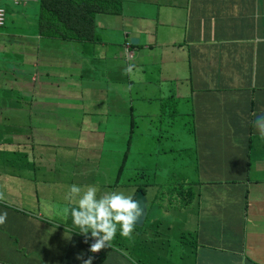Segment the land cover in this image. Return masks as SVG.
<instances>
[{
  "label": "crops",
  "instance_id": "1",
  "mask_svg": "<svg viewBox=\"0 0 264 264\" xmlns=\"http://www.w3.org/2000/svg\"><path fill=\"white\" fill-rule=\"evenodd\" d=\"M121 1L123 7L119 15H105L117 19L97 17L92 43L103 36V48L121 46L125 55L113 51L104 56L99 77L94 65L98 59L93 53L91 67H72V71L77 72L75 75L65 73L57 78L51 73L57 60L49 57V53L56 57L58 43L64 42L46 40L40 35L41 16L37 5L0 0V6L5 8L12 22L22 17L30 18L23 33L6 25L0 27V192L6 197L0 199V212L8 213L6 222L0 225V264H78L79 254L83 253L85 259L92 256L88 251L89 242L85 243V237L64 209L75 206L74 202L65 200L72 184L96 185L98 194L120 190V187L114 188L115 184L109 186L107 183L111 180L110 171L104 167L103 143L107 132L99 129L110 126L111 115H96L95 112L113 110L118 111L119 116H127L133 106L125 96L127 89L143 99L162 93H153L154 83L178 79L176 71L187 73V65L193 66L194 48L205 46L209 38L215 39L221 19L225 20L223 41L208 47L209 55L217 61V69L212 71L211 66L205 67L203 73H215L216 80L220 79L217 96L227 101L222 112L226 120L231 121V130L223 133L230 139L231 153L250 158L249 164L241 168L239 177L244 179L245 173L251 176L249 184H253L257 196L254 206L245 205L242 211L239 203L225 201L222 193L211 195L208 186L215 187L216 179H210L212 172L205 171L204 161L208 155L200 148L190 149L184 145L185 174L189 182L194 181L193 176H200L198 183L204 182L200 186L203 191H199L198 197L181 198L178 209L173 210L159 199L170 184L153 182L148 188L151 209L145 227L131 238L119 237L114 243L119 249L107 251L102 260L93 264H207L208 251L216 255V250L228 257L227 264H264V251L261 250L264 249V138L253 128L252 115L246 114L247 104L243 107L244 103L240 102L239 111L236 108V97L243 90L239 84L246 81L248 85L254 79L253 88L264 86V28L260 26L264 18L258 20L256 15L264 16V0H259L262 7L257 9L261 12L254 10L258 0H241L235 15H227L222 8L214 12V4L213 8L205 9L204 0H198L193 6L188 5L189 0ZM174 10L179 12V21L185 23V30L191 32L190 49L185 35V48V42L180 43L181 47L175 45L180 37L172 42L164 39L165 43H161L175 26V21L170 19ZM209 28L214 37L209 35ZM131 38H138L140 44L130 47L133 56L128 59L126 46ZM21 39L30 48H23L18 42ZM48 42L54 43L51 48ZM171 45L183 56H170ZM197 55L201 57L200 52ZM126 63L134 64L140 71L145 69L148 77L127 75L121 87L123 82L117 75L127 68ZM150 63L154 66H147ZM187 87L188 91L193 89L186 85L180 89L187 91ZM19 90L30 92L34 101L26 109L29 113L26 121L10 112L14 106L12 101L20 96ZM248 93L254 94L253 89ZM109 94L114 97L99 102L101 96ZM249 94L246 89L245 102H249ZM258 95L257 114L261 116L264 115V91ZM225 108L233 112H225ZM203 109L201 106L200 138L205 149L211 151V142L205 136L211 114H203ZM153 112L154 118L159 120L157 112ZM85 126L88 128H82ZM251 137L252 144L248 140ZM219 141H224V137ZM85 157L86 167L83 166ZM211 159L214 160L213 153ZM216 164L221 163L216 161ZM140 168L142 174L159 175L155 165L148 162H143ZM139 183H145L144 177ZM241 184L230 181L228 190L235 186L236 192H244ZM222 188L220 184L219 189ZM131 189L132 193H125L133 194L134 189ZM236 200L239 201V197ZM45 202L52 206L51 213L42 207ZM209 208L212 227H208L209 220L204 219Z\"/></svg>",
  "mask_w": 264,
  "mask_h": 264
},
{
  "label": "rangeland",
  "instance_id": "2",
  "mask_svg": "<svg viewBox=\"0 0 264 264\" xmlns=\"http://www.w3.org/2000/svg\"><path fill=\"white\" fill-rule=\"evenodd\" d=\"M198 0H189L188 5L193 6L197 4ZM221 0H204L203 3L206 5L205 9H208L207 7L213 8L218 3H220ZM241 0H233V3L235 6H239ZM256 2V10L257 12H261L260 9H257L258 7H262V2L255 1ZM214 12H217L214 9ZM104 17L110 18L111 20L117 19V17H111V16H105ZM258 15V20L264 18L262 14H256ZM170 19L172 21H175V26L172 27L171 32L169 34H166L164 38L161 40V43H165L166 39L168 42H172L174 39H177L180 37L179 43L175 44L177 47H181L182 42H185L184 35L189 40V49H190V38H191V32L185 30V23L179 21V12L176 10L171 12ZM30 18L22 17L19 20L12 22L11 18L6 17V27H12L15 29V32L23 33V29L29 21ZM14 21V20H13ZM220 28L219 32L217 33V36L215 39L209 38L205 41L206 45L199 48H194L193 53V66H189V71L187 73H182V70L176 71L175 74L177 75L178 79L180 81L184 82V85L190 86L193 88L194 94L192 96L186 95L188 91L185 89H176L175 95L180 98H184L189 105H193L196 107L203 106L202 113L210 112L211 118L210 123L207 124V127L205 128L206 134L205 136L210 140L212 149L211 151H207L205 147L202 144L200 136L196 138V141L200 144V149L202 152H204L208 157L204 161V163L207 165L206 173L208 171H211L212 173L209 174L210 179L215 178L216 185L208 186V192L212 195L214 192L216 194L222 193L226 200H230L233 202V204L239 203L242 211H244V206L248 205L250 208L254 206L255 200L257 199V196L254 193V187L253 184H249L251 176L247 175L245 173L244 179L239 177L241 174H239L242 167H246L249 162L250 158H245L243 156H240L238 154L231 153L229 151V141L230 139H226V135L223 132H226L230 129V122L229 120H226L224 117V113L222 112V106L225 105V102L222 99H220L216 94L210 93L209 88L214 84L216 80L215 73H210L207 75H204L205 67L212 68V71L217 69V61L208 53V47L210 45H215L219 42L223 41V35L225 34V20H220ZM262 28H264V23L260 25ZM169 29V28H168ZM210 29V28H209ZM37 30V29H36ZM35 31V30H34ZM209 35L211 37H214L215 34L213 33L212 29H210ZM7 36V35H6ZM8 38V36H7ZM261 38V37H260ZM262 39V38H261ZM264 41V40H262ZM20 44L23 48H30L25 44L24 39H21ZM47 42V41H46ZM103 43V36L101 38L96 39L95 43H83V42H64L63 44L61 42L58 43L57 47V54L56 57L49 53V57L52 56L53 60H57V65H54L51 68V73L59 78L61 76H64L65 73L75 75L77 72L72 71V67L79 66L81 68L87 69L88 67H91L93 65L92 58L90 56L93 55V53L96 55L98 61L94 65L96 67V74L99 77L100 75V68L99 66L102 65L104 62V56H108L113 51H121L123 52V55H125L124 48L121 46H111L107 48L102 47ZM49 47L51 48L52 44L51 42H48ZM184 48L186 47V42L183 45ZM216 49V48H214ZM4 50V49H1ZM94 50V51H93ZM198 52L201 53V57H198ZM189 53V50H188ZM169 54L170 56L179 57L183 56V53H180L178 51H175L173 46L169 48ZM62 57H67L66 59ZM128 57V56H127ZM166 59H168V56H164ZM128 59H132L128 57ZM76 62V63H75ZM127 67L130 65V63H126ZM147 66L152 67L154 66L153 63L148 64ZM242 69H246L245 67H242ZM138 70L135 72L132 78H136L139 76H143L145 78L148 77V73H145V69H141V71ZM126 76L125 70H123L120 74L117 75V78L120 82H123L121 84V87L126 82ZM1 79V78H0ZM253 83L254 79H251L250 83L247 85L246 81L242 84H239L238 87H243L242 93L236 97V108L239 111L241 108L239 106L240 102H243V107L245 106V103L247 104L248 108L246 111V114L252 115L250 112V107L254 99V95L249 94L248 92L253 89ZM247 87V88H246ZM247 89L248 100L249 102H245L247 95H245V90ZM153 93L160 92L164 90V88L156 87L152 88ZM166 92L157 93L155 95H148L144 101L141 99V96H134L130 94V90H126L125 96L129 100V103H133V108L137 110V114L141 115H148L152 113L153 111L158 112L159 110H162L167 107V105L164 103H158V100L156 97L162 96V95H168L169 90H165ZM258 91L261 93L264 91V86H258ZM20 96L12 101L14 104L13 107H11L10 112L14 113L15 117H19L21 120L26 121L29 120L28 116L29 113L26 111V109L31 106V104L34 102L31 97L30 92H25L22 90H19ZM145 93H143V96ZM216 95V96H215ZM113 94L106 95L105 97L101 96V100L99 101L102 103V100L105 98H113ZM184 100V101H185ZM256 105L258 107V100L259 97L256 99ZM101 108V106H100ZM146 110V111H143ZM233 112L232 110H229L225 108V112ZM96 115H105L109 114L111 116H119L118 111H103L98 110L95 112ZM154 114V112H153ZM156 114V113H155ZM199 118V116H198ZM139 127L135 128L137 131V134H132L134 137L133 142H128L130 135H131V121H128V125L126 126V121L124 118L120 119L118 122H113V126H109L107 128H99L102 130H105L107 132L106 136V142L103 143L104 150L106 153V158L104 159V167L107 171H110L111 173V180L108 181V185L112 186L113 184H121L120 190L132 193V189L130 186L134 184V181L138 182L142 181L143 177L145 181L148 179H152V181H159L161 179L162 183L166 184H173L176 186H180L184 183L185 175H184V168H185V160L187 159V155L185 154L184 145H181L184 143L185 138L191 136L189 133L183 134V128H185V120H179L177 127H170L168 126V122L161 123L158 119H155L156 122H154L153 119H142L139 118ZM199 123V120H198ZM159 124V125H157ZM161 124V125H160ZM82 128H88V127H82ZM163 131V138H159L157 135L158 130ZM231 130V129H230ZM245 129H243L244 131ZM243 134V132H242ZM224 137V141H219L220 137ZM159 139L162 141L159 142ZM127 152L130 153V161L125 163L126 161H123V156L127 157ZM165 152H168L169 154H164ZM212 153L214 155V160L211 159ZM248 153L252 156L253 152L251 148H248ZM191 154V152H190ZM86 157L83 159V166L86 167ZM216 161H220L221 164L219 166L216 164ZM150 163L153 166L155 165V169L159 170V175H151L144 176L142 174V170L140 168L141 164ZM121 168H124V172L121 176V180H119L118 174ZM153 167H151V170ZM205 177H207L206 174H204ZM200 176H194V181H198ZM197 179V180H196ZM100 181V180H99ZM230 181H235L242 183L241 188L244 189V192H239L234 189L235 186H232V190H228V183ZM223 185L222 189H219V185ZM113 188V187H112ZM205 191V188H203ZM61 192L65 195V192L61 189ZM239 197V201L236 200V198ZM165 204V202H164ZM219 208H217L218 211ZM229 210V209H228ZM210 211L209 208L206 213L204 214V219H208V227H212L213 223H211L210 219ZM230 212V210L228 211ZM230 217L228 216V219ZM141 228L135 227L134 231H137ZM119 233V230L117 231V234ZM211 250V249H209ZM264 251V249H261ZM213 251V250H211ZM263 255V254H262ZM264 256V255H263ZM88 258V256H86ZM227 256L219 251L216 250V255H214V252H209L206 256V263L210 264L213 261L215 264H227ZM97 262L95 259L93 262ZM78 264H82L80 261Z\"/></svg>",
  "mask_w": 264,
  "mask_h": 264
},
{
  "label": "trees",
  "instance_id": "3",
  "mask_svg": "<svg viewBox=\"0 0 264 264\" xmlns=\"http://www.w3.org/2000/svg\"><path fill=\"white\" fill-rule=\"evenodd\" d=\"M31 4H34V6L37 5L38 11L40 12V35L43 36L44 39L63 42L79 41L83 43H92L94 41L92 39L97 29L96 19L99 15H119L122 12L123 7V2L121 0H39L38 3ZM219 4L220 5H215V9L220 12L222 8L227 15H235L240 9L239 6L234 5L233 0H221V3ZM141 47L144 48V46ZM219 82L220 79L215 80L214 84L209 88L210 93L216 94L219 91L218 85L221 84V82L220 84ZM154 85L155 87L164 88L162 92H166L165 90L167 89L169 90L168 93H170L168 95L156 97L158 103H165L167 105L166 108L159 110L156 113L159 117V121L161 123L168 122L167 125L170 127H177L179 120H185L186 123L185 128H183V134H187L189 128L191 136L190 138L186 137L184 143L181 145H188L190 149L192 147H194V149L200 148V144L196 141V138L200 136L198 116L201 112V106L196 107L189 105L184 98L177 97L174 94L176 89H180L184 85V82L179 79H162L155 82ZM194 91L195 90L191 89L187 92V94L192 96ZM253 93L254 94L251 95H254V99L250 107V112L252 113L251 121L253 120L254 124L255 119L260 116V114H257L259 108L257 107L255 100L259 97L258 94L260 93L258 91V87L253 88ZM141 99L144 101L143 98ZM131 104L132 102L129 103V105ZM136 114L137 110H135L132 106L128 110L127 116H111L110 118L111 126L114 125L113 122H118L122 118L125 119L126 126L128 125L127 122L131 121V135L128 142L134 141L132 134H137L135 128L139 127V118H142L143 116L147 118L151 117L154 122H156L153 112L148 115ZM234 131L236 132L237 130L235 129ZM157 135L159 138H163V131L159 129L157 131ZM252 139L253 137L248 139L250 144H252ZM159 142L161 143L162 141L159 139ZM164 154L169 153L165 152ZM123 161H126L125 163L130 161V153L127 152V157L123 156ZM185 171L186 170L184 168L185 179L182 185L175 187V185L170 184V186L164 188L165 191L159 195L160 201L162 203L165 202V205H169V207L173 210L178 209L177 204L180 202L181 198L184 199L194 195L198 197L199 191H203L200 186L204 185V182L201 181L198 183L201 177L198 181L189 182ZM123 172L124 168H121L118 174L119 180H121ZM144 176H146V174H144ZM148 176L150 175L148 174ZM134 182L135 184L137 183L136 181ZM154 182L166 184L162 183L161 179ZM79 183L82 182L80 181ZM140 185H142L140 188H133L134 193L132 195L134 198H137V195L141 190L148 194V188L153 185V181L148 179L145 183ZM148 207L150 211V203Z\"/></svg>",
  "mask_w": 264,
  "mask_h": 264
},
{
  "label": "clouds",
  "instance_id": "4",
  "mask_svg": "<svg viewBox=\"0 0 264 264\" xmlns=\"http://www.w3.org/2000/svg\"><path fill=\"white\" fill-rule=\"evenodd\" d=\"M14 1L15 4H22L17 3L16 0ZM38 2L39 0L26 3L31 4ZM216 5L220 4L218 3ZM215 10L219 12L217 9ZM6 17L5 24L0 27L6 25ZM132 46L134 45L131 43L126 46L127 56L130 58L133 56L130 51V47L132 48ZM137 71L138 69H136L134 64H130L125 68V74L130 77ZM254 127L259 136L264 138V115L258 116L255 119ZM120 186L121 184H115L114 188ZM140 186H142L140 183L138 184L137 182L135 184L134 182L130 187L140 188ZM98 193L99 189L96 185L90 184L80 186L72 184L69 186V190L65 195V200L74 202L75 206L70 209L65 208L64 212L66 214L70 213L73 225L77 227L79 233L85 237V243L89 242L90 244L88 251L92 253V256H88V258L85 259L84 254L81 253L76 257L82 262V264H93L94 259L96 261L102 260L103 254L107 251H110L113 248L119 249V247L114 244L119 237H133L136 232L134 231L135 227L144 228L148 221L147 217L144 226H136L143 222L145 218L146 205L142 206L141 202L137 198H134L132 194H127L120 190L107 191L103 194ZM5 198L4 193L0 192V199ZM42 207L51 213L52 206L50 204L45 202L42 204ZM7 215L8 213L6 211L0 212V225H3L6 222ZM118 230L119 233L117 234Z\"/></svg>",
  "mask_w": 264,
  "mask_h": 264
},
{
  "label": "water",
  "instance_id": "5",
  "mask_svg": "<svg viewBox=\"0 0 264 264\" xmlns=\"http://www.w3.org/2000/svg\"><path fill=\"white\" fill-rule=\"evenodd\" d=\"M130 43L132 45H139L140 44V40L138 38H131ZM137 199L141 202L142 206L146 205L145 218H144L143 222H141L140 224L136 225V226L142 227V226H144V224L146 222V219L148 217V214H149V207L148 206H149V202L150 201H149L148 196L143 191L139 192Z\"/></svg>",
  "mask_w": 264,
  "mask_h": 264
},
{
  "label": "built area",
  "instance_id": "6",
  "mask_svg": "<svg viewBox=\"0 0 264 264\" xmlns=\"http://www.w3.org/2000/svg\"><path fill=\"white\" fill-rule=\"evenodd\" d=\"M38 0H16L17 3L36 2ZM6 11L0 7V26L5 24Z\"/></svg>",
  "mask_w": 264,
  "mask_h": 264
}]
</instances>
